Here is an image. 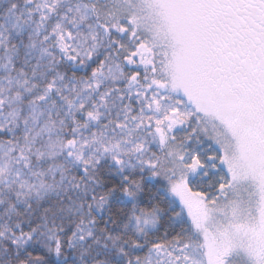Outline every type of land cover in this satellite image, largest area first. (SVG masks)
Instances as JSON below:
<instances>
[{"label": "snow or ice", "instance_id": "6c2138e0", "mask_svg": "<svg viewBox=\"0 0 264 264\" xmlns=\"http://www.w3.org/2000/svg\"><path fill=\"white\" fill-rule=\"evenodd\" d=\"M0 264H264V0H0Z\"/></svg>", "mask_w": 264, "mask_h": 264}]
</instances>
